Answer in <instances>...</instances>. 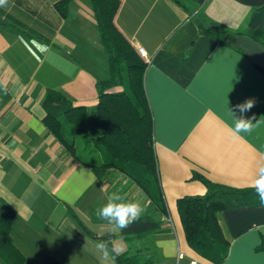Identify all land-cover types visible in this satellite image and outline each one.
<instances>
[{
  "label": "crops",
  "instance_id": "1",
  "mask_svg": "<svg viewBox=\"0 0 264 264\" xmlns=\"http://www.w3.org/2000/svg\"><path fill=\"white\" fill-rule=\"evenodd\" d=\"M62 1L8 0L0 7L5 22L0 24V200L15 212L11 236L25 264L47 263L48 255L61 264H104L95 243L124 241L95 215L114 193L112 172L99 179L67 153L44 123L48 91L92 111L98 82L110 78L91 1L72 0L65 17L57 7ZM120 1L115 25L149 57L143 59L144 86L168 210L167 220L156 214L167 230L156 236V245L166 264H213L189 246L178 200L206 195L202 179L233 190H255L264 165V73L234 44L200 34L197 20L244 30L251 9L238 13L237 7L236 13L234 0H210L212 10L202 17L207 2L198 7L186 1L189 8L196 7L186 12L173 0ZM248 99H255L254 107L240 113L235 106ZM229 108L236 117H255L250 133L233 134ZM131 185L132 201L149 210V198ZM247 198L259 201L258 195ZM257 201L218 214L230 244L223 264H264V207Z\"/></svg>",
  "mask_w": 264,
  "mask_h": 264
},
{
  "label": "trees",
  "instance_id": "2",
  "mask_svg": "<svg viewBox=\"0 0 264 264\" xmlns=\"http://www.w3.org/2000/svg\"><path fill=\"white\" fill-rule=\"evenodd\" d=\"M71 1L64 0L57 5L62 16H68ZM90 1L97 21L99 42L107 52L110 78L98 82V102L92 111L83 105H74L59 92L48 91L44 103L47 113L44 123L67 153L92 168L99 179L111 171L117 172L149 198L150 209L130 227L115 235L128 246L126 252L116 257V264H166L155 241L158 234L167 231L156 214L167 220L168 210L160 186L154 149V119L144 86L147 63L115 25L121 1ZM173 1L186 12H189L186 1L198 7L206 2ZM234 1L251 9L244 30L223 29L217 23L205 26L198 19L199 32L216 37L222 44L232 43L248 56L238 46L237 37H249L264 47V0ZM260 70L264 73L262 68ZM87 136L91 138L95 162L84 160L78 153V138ZM202 181L208 188L206 195L178 200V212L191 249L213 264H223L229 256L230 244L219 225L218 214L256 202L258 198L247 197L256 196L257 193L255 190L238 191L211 184L204 179ZM14 218V210L0 200V264L26 263L25 256L12 240ZM75 218L83 231L94 238V233ZM46 259L50 264H61L50 255Z\"/></svg>",
  "mask_w": 264,
  "mask_h": 264
},
{
  "label": "clouds",
  "instance_id": "3",
  "mask_svg": "<svg viewBox=\"0 0 264 264\" xmlns=\"http://www.w3.org/2000/svg\"><path fill=\"white\" fill-rule=\"evenodd\" d=\"M8 0H0V7L5 6ZM256 101L255 99H248L245 102L235 106L240 113H245L251 110ZM229 112L233 116L234 127L232 129L235 136H239L241 133H250L255 124L251 119L245 118L243 115L236 117L232 109L229 108ZM88 174L91 176V171H82V174ZM255 191L259 197L260 205L264 207V165L258 169V175L254 183ZM145 207L138 201H129L125 197L118 193H112L107 197V203L96 209L95 215L98 219L106 221L111 225V231L113 233L127 229L133 223L138 221L141 215L145 211ZM94 249L100 254V259L104 264H115V259L126 250V245L123 243H110V241L100 240L95 243Z\"/></svg>",
  "mask_w": 264,
  "mask_h": 264
},
{
  "label": "rangeland",
  "instance_id": "4",
  "mask_svg": "<svg viewBox=\"0 0 264 264\" xmlns=\"http://www.w3.org/2000/svg\"><path fill=\"white\" fill-rule=\"evenodd\" d=\"M183 2L185 3V1H183ZM206 2L208 4V7L206 8V10L204 9V11L201 12L202 17L206 13L205 11H211L212 10L210 0L209 1L206 0ZM206 2H205V4H206ZM235 3H236L235 4L236 5V13H237V7L239 9L238 13L243 11L241 9H246V10L250 9V7H248V6L241 5L237 2H235ZM221 8L222 7H218V10ZM195 9H196V7L189 8V12H193V11H195ZM235 17L237 20L238 17L236 15H235ZM204 25L207 26L209 24L204 22ZM77 141H78V147H79V149H78L79 156L82 157L84 160L95 162L96 157L94 155H92L93 147H92L91 138L88 136L87 137H79ZM111 172L112 173H110L111 174L110 181H111V186L113 188V192L122 195L123 197H125L126 200L132 201L131 197L133 195L130 194V190H131V186H132L131 182L124 179V177L122 175H120L119 173L113 172V171H111ZM119 243H121V242H119ZM123 243H124V241H123ZM41 264H50V263L47 262V263H41Z\"/></svg>",
  "mask_w": 264,
  "mask_h": 264
},
{
  "label": "water",
  "instance_id": "5",
  "mask_svg": "<svg viewBox=\"0 0 264 264\" xmlns=\"http://www.w3.org/2000/svg\"><path fill=\"white\" fill-rule=\"evenodd\" d=\"M0 24H5L0 19ZM237 44L240 48H242L250 58V60L258 67L264 70V47L254 42L252 39L246 36H239L237 37ZM106 239L111 240V235H108Z\"/></svg>",
  "mask_w": 264,
  "mask_h": 264
},
{
  "label": "built area",
  "instance_id": "6",
  "mask_svg": "<svg viewBox=\"0 0 264 264\" xmlns=\"http://www.w3.org/2000/svg\"><path fill=\"white\" fill-rule=\"evenodd\" d=\"M138 52H139L140 56H141L144 60L149 61V57H148V54H147V52H146L145 49H143V48H139V49H138Z\"/></svg>",
  "mask_w": 264,
  "mask_h": 264
}]
</instances>
